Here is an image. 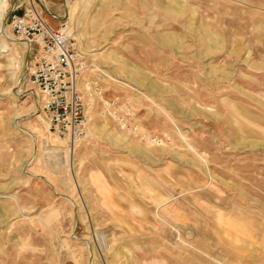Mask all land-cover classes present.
<instances>
[{
    "label": "rangeland",
    "instance_id": "rangeland-1",
    "mask_svg": "<svg viewBox=\"0 0 264 264\" xmlns=\"http://www.w3.org/2000/svg\"><path fill=\"white\" fill-rule=\"evenodd\" d=\"M30 4L83 56L74 145L25 82ZM0 264H264V0H0Z\"/></svg>",
    "mask_w": 264,
    "mask_h": 264
},
{
    "label": "built area",
    "instance_id": "built-area-1",
    "mask_svg": "<svg viewBox=\"0 0 264 264\" xmlns=\"http://www.w3.org/2000/svg\"><path fill=\"white\" fill-rule=\"evenodd\" d=\"M10 23L14 34L28 43L31 58L25 82L49 128L70 145L87 138L84 101L77 84L85 64L69 23L52 28L34 4L23 12L14 9Z\"/></svg>",
    "mask_w": 264,
    "mask_h": 264
},
{
    "label": "bare ground",
    "instance_id": "bare-ground-1",
    "mask_svg": "<svg viewBox=\"0 0 264 264\" xmlns=\"http://www.w3.org/2000/svg\"><path fill=\"white\" fill-rule=\"evenodd\" d=\"M24 43H27V42H24ZM26 47L28 48V43H27V46H26ZM87 109L90 110V109H91V106L88 105ZM77 143H78V142H77ZM77 143H76V144H77Z\"/></svg>",
    "mask_w": 264,
    "mask_h": 264
}]
</instances>
